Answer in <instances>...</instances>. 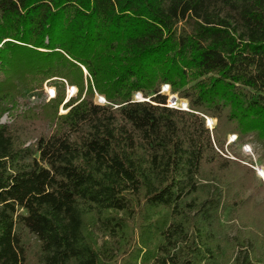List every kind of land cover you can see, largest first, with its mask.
<instances>
[{"label": "trees", "instance_id": "16d2710c", "mask_svg": "<svg viewBox=\"0 0 264 264\" xmlns=\"http://www.w3.org/2000/svg\"><path fill=\"white\" fill-rule=\"evenodd\" d=\"M54 77L79 89L67 113L63 81L18 112ZM231 133L264 148V0H0V264H28L26 232L38 264H264V186L216 150Z\"/></svg>", "mask_w": 264, "mask_h": 264}, {"label": "rangeland", "instance_id": "374dc122", "mask_svg": "<svg viewBox=\"0 0 264 264\" xmlns=\"http://www.w3.org/2000/svg\"><path fill=\"white\" fill-rule=\"evenodd\" d=\"M85 75L87 74L86 68H84ZM65 83V98L62 104L59 106V114H65L69 111L70 107L66 108L64 105L70 102L71 99L77 98L79 96V89L77 86L70 85L65 79L54 77L47 80L42 88H37L32 91L26 93V95L19 99L18 102V112L25 111L27 109H36L38 111L42 110V108L51 101L49 92L52 91L54 88L56 89V96L59 91L60 82ZM169 86V91L165 92V88ZM86 90L82 95L81 99L85 96ZM161 93L168 96V103L169 100L176 96L179 100H186L180 99L179 94L175 93L169 84H164L161 89ZM103 95L98 93L95 94V103L97 104H107L106 98L103 99L105 102H101ZM134 98H138L139 100H145L142 93L140 95L138 92L135 94ZM79 99V100H81ZM137 99V100H138ZM147 100V99H146ZM188 103V100H186ZM186 109V108H185ZM186 110H189V103ZM209 119L215 120L212 126L209 125ZM207 126L212 130L217 124V120L211 117H206ZM13 121V117L10 113H5L1 118L2 123H11ZM237 136V139H235ZM216 150L223 155L224 157L230 158L232 160L240 161L241 163L245 164L246 166L251 167L256 174V181L257 186L263 185L264 186V176L260 173V168H264V148L261 144H259L255 139L254 135L250 134L245 139H239L237 134H229L226 137V142L223 149L218 148ZM264 201L263 195H256L254 199V205H259ZM221 238L226 241L229 245H234L237 242V239H241V237L245 234L246 227H244L238 218V214L232 207H228L225 209L221 215ZM26 241L28 247V264H38V254H39V243L36 237L28 232H26ZM103 242V238L100 237V243ZM246 247H240L238 252L243 253ZM116 254V253H115ZM118 254V253H117Z\"/></svg>", "mask_w": 264, "mask_h": 264}, {"label": "built area", "instance_id": "2783aa9c", "mask_svg": "<svg viewBox=\"0 0 264 264\" xmlns=\"http://www.w3.org/2000/svg\"><path fill=\"white\" fill-rule=\"evenodd\" d=\"M50 98H55L56 97V89L54 88L52 91L49 92ZM139 100V99H138ZM177 101H172L171 99L169 100L168 106L170 107H175V108H180V109H185L184 107H179L176 105ZM237 139V136H235V139Z\"/></svg>", "mask_w": 264, "mask_h": 264}, {"label": "bare ground", "instance_id": "6f19581e", "mask_svg": "<svg viewBox=\"0 0 264 264\" xmlns=\"http://www.w3.org/2000/svg\"><path fill=\"white\" fill-rule=\"evenodd\" d=\"M168 87H169V86H168ZM136 99H138V98H136ZM101 102H105V100H103V97H102V101H101ZM186 108H187V106H186ZM210 120H211V119H209V122H208L209 125H210ZM210 126H211V125H210ZM259 170H260V172H261L260 174L264 176V168H260Z\"/></svg>", "mask_w": 264, "mask_h": 264}, {"label": "water", "instance_id": "95a60500", "mask_svg": "<svg viewBox=\"0 0 264 264\" xmlns=\"http://www.w3.org/2000/svg\"><path fill=\"white\" fill-rule=\"evenodd\" d=\"M101 98H102V97H101ZM103 99H105L104 96H103ZM171 100H172V101H177V100H179V99H178V97L174 96V97L171 98ZM147 101H149V100L147 99ZM187 107H188V103H187ZM184 108H186V106H185ZM186 109H187V108H186Z\"/></svg>", "mask_w": 264, "mask_h": 264}]
</instances>
